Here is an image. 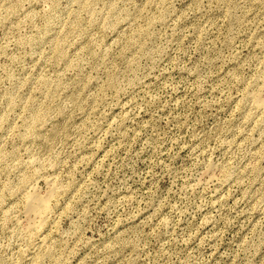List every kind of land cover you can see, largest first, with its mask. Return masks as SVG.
<instances>
[{"label": "rangeland", "instance_id": "obj_1", "mask_svg": "<svg viewBox=\"0 0 264 264\" xmlns=\"http://www.w3.org/2000/svg\"><path fill=\"white\" fill-rule=\"evenodd\" d=\"M260 94L264 0H0V264H264Z\"/></svg>", "mask_w": 264, "mask_h": 264}, {"label": "bare ground", "instance_id": "obj_2", "mask_svg": "<svg viewBox=\"0 0 264 264\" xmlns=\"http://www.w3.org/2000/svg\"><path fill=\"white\" fill-rule=\"evenodd\" d=\"M254 101L255 108L261 112H264V94L262 96L260 94L259 96L255 97ZM50 182L52 185V189L51 191H49V195H47L46 197L41 195L39 196L34 193H27L26 195L28 212L37 215L38 217V220H35L36 222L33 225H29L30 227H27V232L25 230L26 236L28 237L29 241H34L39 234L41 235V233L45 229V226L48 224L49 214L51 212L49 202L51 198L55 197V195L57 194V189L54 185V182ZM28 183L29 181H24V185Z\"/></svg>", "mask_w": 264, "mask_h": 264}]
</instances>
